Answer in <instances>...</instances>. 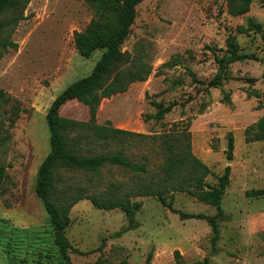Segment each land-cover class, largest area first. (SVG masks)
Listing matches in <instances>:
<instances>
[{"label":"rangeland","instance_id":"1","mask_svg":"<svg viewBox=\"0 0 264 264\" xmlns=\"http://www.w3.org/2000/svg\"><path fill=\"white\" fill-rule=\"evenodd\" d=\"M94 15L93 6L84 0H31L19 24L4 33L17 47L0 58V88L12 97L10 104L0 107V132L5 136L0 164L6 167L0 188V264H66L35 185L39 166L50 150L46 114L52 101L68 85L90 74L101 57L102 50L83 57L74 43L75 32L82 31ZM248 18L260 29H248ZM231 33L240 50L257 59L231 64L223 85L208 88L206 83L218 64L207 48L213 46L222 55ZM122 48L142 55L153 72L146 81L104 99L97 121L110 120L114 127L146 135L180 136L211 168L206 180L213 185H218V177L230 165V184L222 196L230 219L220 222V238L214 245L205 218L181 219L155 196L132 198L143 206L137 213L140 225L128 230L122 208L100 209L82 199L72 207L65 232L74 247L70 249L72 264L122 260L145 264L149 255V264H191L205 258L209 264H264V140H245L247 127L264 117V97L249 94L250 88L264 91V0H254L250 11L240 16L228 12L226 0H144ZM169 60L176 64L163 66ZM188 69L205 84L193 83ZM158 70L162 74L157 75ZM178 80L182 83L175 84ZM224 91L230 94L231 104L222 102ZM152 100L176 106L160 122L145 119L157 112ZM182 102L186 104L181 106ZM14 103L22 110L11 123ZM60 112L89 119L88 107L76 99L65 103ZM230 132L235 144L232 160L227 158ZM159 142L132 137L106 148L84 146L85 154L90 153L87 148L93 152L122 149L131 160L145 163L149 174L106 165L98 174L61 171L62 182L94 192L104 191L109 184L122 192L148 183L159 176L165 159ZM166 198L185 213L213 215L217 211L212 189L171 191Z\"/></svg>","mask_w":264,"mask_h":264},{"label":"trees","instance_id":"2","mask_svg":"<svg viewBox=\"0 0 264 264\" xmlns=\"http://www.w3.org/2000/svg\"><path fill=\"white\" fill-rule=\"evenodd\" d=\"M31 0H0V58L3 52L16 48L17 43L4 33L16 27L24 17V11ZM93 6L95 15L82 31L74 34V43L78 52L90 58L96 51L102 50L100 59L96 62L92 72L68 85L52 101L47 114V124L50 132V150L41 162L37 177L35 192L43 204L48 215V221L53 227L54 243L60 249L62 259L66 264H72L70 249L74 251L65 232L71 224L70 212L72 207L82 199L91 200L96 208L115 209L122 208L128 219L126 229L136 228L140 225L137 213L143 203L132 198L138 196H155L165 207L178 213L181 219L205 218L212 229V243L215 245L220 238V222L227 221L230 216L222 207V196L226 192L231 180V166L227 165L218 185H213L206 180L212 174L211 168L197 157L190 149V142L183 144L180 136L169 133L161 135H146L124 128L114 127L111 121L100 124L97 121L98 109L101 102L113 95L126 92L131 84L146 81L153 72V66L139 53L123 50L122 46L127 40L132 25L137 17V9L144 0H84ZM254 0H226L228 12L234 16L248 13ZM248 29H260V25L248 18ZM241 29H244L240 26ZM214 55L218 69L214 77L206 83L208 88L220 87L228 76L229 66L238 61L257 59L253 53L240 50L234 34L227 37L226 49L220 55L217 48L208 46ZM223 51V49L221 50ZM175 62H179L176 60ZM176 63L167 61L163 64L173 66ZM192 82L205 84L188 69ZM162 74L158 70L157 75ZM253 81V80H251ZM181 84V81H174ZM250 95L258 98L264 97V91L250 88ZM71 99H76L89 109L88 120H78L63 116L61 107ZM188 98L187 101H191ZM12 97L0 88V107L10 104ZM222 102L231 104V96L223 92ZM152 105L157 108L154 115H147L145 119H155L160 122L166 114L170 113L176 103L165 105L161 101L152 100ZM182 102L180 105L184 106ZM22 110L19 103L12 104L11 123ZM189 136V134H188ZM151 138L155 142L160 140V150L165 155L164 161L159 165V176L152 177L148 183H140L137 187L130 186L121 192L118 186L113 189L112 184L102 192L89 191L84 185H64L61 171L84 172L85 174H98L106 165L122 166L135 173L149 174L150 170L145 163L131 160L124 150L115 152L84 153L86 145H102L108 147L114 141H125L127 138ZM172 137H174L172 139ZM5 136L0 132V145ZM245 140L247 143L264 140V117L246 129ZM235 148L234 135L229 133L227 158L233 159ZM92 152V153H91ZM6 177V167L0 164V188ZM206 188L215 191L217 211L213 215L185 213L173 206V200L168 201V192H186L189 189L202 191ZM180 255L179 250L175 251ZM151 255L145 264H149ZM98 264V263H97ZM116 264H130L122 260ZM179 264H182L179 262ZM191 264H209L208 259L196 261Z\"/></svg>","mask_w":264,"mask_h":264}]
</instances>
